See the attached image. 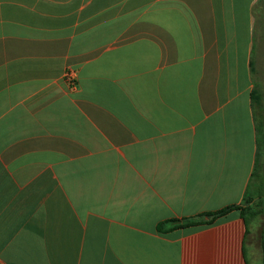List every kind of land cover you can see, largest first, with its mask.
<instances>
[{"label":"crops","instance_id":"obj_1","mask_svg":"<svg viewBox=\"0 0 264 264\" xmlns=\"http://www.w3.org/2000/svg\"><path fill=\"white\" fill-rule=\"evenodd\" d=\"M259 2L0 0V264H258Z\"/></svg>","mask_w":264,"mask_h":264},{"label":"trees","instance_id":"obj_2","mask_svg":"<svg viewBox=\"0 0 264 264\" xmlns=\"http://www.w3.org/2000/svg\"><path fill=\"white\" fill-rule=\"evenodd\" d=\"M247 204V200L244 202V205ZM234 210H240L242 211V216L244 217L246 223L248 224V221L245 217L246 212H251L252 217L255 218L258 213L255 212L252 208H241L239 206H230L228 208H225L219 212L211 213V214H205L202 216H199L194 219H185V220H168L166 222H163L158 225V231L162 234H167L172 231L178 230V229H185L195 226H202V225H209L212 224L216 219L226 216L228 213L234 211ZM207 217L208 220H205L204 218ZM262 253H263V264H264V238L262 241Z\"/></svg>","mask_w":264,"mask_h":264},{"label":"rangeland","instance_id":"obj_3","mask_svg":"<svg viewBox=\"0 0 264 264\" xmlns=\"http://www.w3.org/2000/svg\"><path fill=\"white\" fill-rule=\"evenodd\" d=\"M257 17L259 20V23L261 27L263 28V38H264V0H260L258 4V11H257ZM262 67L264 69V57L262 60ZM252 209L258 213V215L253 218L252 213L246 212L245 217L248 221V227L252 231L253 223L255 222V233H256V240H257V249L259 256L257 257L258 264H263V253H262V241L264 238V189L262 191V194L259 197L258 203H256ZM258 255V254H257ZM262 257V259H261Z\"/></svg>","mask_w":264,"mask_h":264},{"label":"built area","instance_id":"obj_4","mask_svg":"<svg viewBox=\"0 0 264 264\" xmlns=\"http://www.w3.org/2000/svg\"><path fill=\"white\" fill-rule=\"evenodd\" d=\"M64 80L72 91L78 86V72L74 69H68L65 73Z\"/></svg>","mask_w":264,"mask_h":264}]
</instances>
